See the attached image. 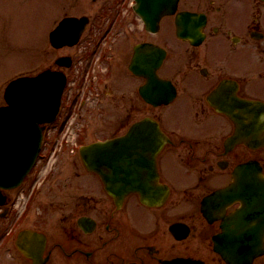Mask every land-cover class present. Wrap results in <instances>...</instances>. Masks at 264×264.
<instances>
[{
	"label": "flooded vegetation",
	"instance_id": "1",
	"mask_svg": "<svg viewBox=\"0 0 264 264\" xmlns=\"http://www.w3.org/2000/svg\"><path fill=\"white\" fill-rule=\"evenodd\" d=\"M117 1L109 0L108 15L94 16L88 26L83 40L90 42L91 57L77 86L84 89V95L91 93L97 115L109 120L115 134L126 132L147 115L162 124L171 138L157 157L160 181L170 188L168 198L162 206L151 207L134 194L118 208L92 182L71 183L62 173L70 156L61 151L46 179L41 183L35 175L26 179L24 191H31L22 210L15 206L17 190L8 191V204L0 207V264H35L17 245L23 227L47 236L40 264H186L182 258L227 264L211 238L220 230V221L206 219L201 200L227 184L243 161L256 158L264 169V151L253 152L242 145L227 150L224 119L207 95L220 80L230 77L238 82L239 94L264 99V81L258 85L255 79L264 72L252 57L264 54V0H181V10L205 14L204 40L199 45L187 41L179 45L177 15L164 16L159 30L151 32L143 18L123 11L128 0ZM140 42L160 44L167 50L156 71L175 88V97L167 104L151 105L141 96L139 87L147 78L129 68ZM241 54L250 57L249 65L237 61ZM166 117L171 123H165ZM77 161L70 165L80 176ZM59 176L63 183L56 182ZM36 187L39 192L66 188L73 196L38 199ZM240 204L236 201L228 210ZM177 221L189 227L182 240L170 230ZM251 264H264V253Z\"/></svg>",
	"mask_w": 264,
	"mask_h": 264
},
{
	"label": "water",
	"instance_id": "2",
	"mask_svg": "<svg viewBox=\"0 0 264 264\" xmlns=\"http://www.w3.org/2000/svg\"><path fill=\"white\" fill-rule=\"evenodd\" d=\"M63 79L58 73L42 72L34 77L16 78L7 87L6 98L10 105L0 107V186L17 185L33 165L40 148L42 131L40 123L54 119L64 87ZM241 109H245L243 105ZM244 113L239 116L233 111L231 113L238 123L242 120L239 131L252 143H264V128L260 127L264 124V117L258 116L257 129L252 127L250 135V132L245 130ZM145 126L158 128L155 123ZM145 136L148 137V134ZM123 142L120 138L107 144L101 142L91 146V151L99 155L95 159L98 164L96 169L101 171L106 187L116 197H122L128 190L146 191L153 185L150 182L136 180V176L144 171L143 165L138 164L142 154L139 149L128 151L133 157L134 155L137 157V163L134 164L127 151L122 149ZM107 169L108 172L105 171ZM124 178L129 180H123Z\"/></svg>",
	"mask_w": 264,
	"mask_h": 264
},
{
	"label": "rangeland",
	"instance_id": "3",
	"mask_svg": "<svg viewBox=\"0 0 264 264\" xmlns=\"http://www.w3.org/2000/svg\"><path fill=\"white\" fill-rule=\"evenodd\" d=\"M49 2V12L57 15L60 11L66 12H94L106 4L107 0H99L94 3L87 0L86 3L74 7L75 0H0V94L2 95L4 86L10 77H13L22 71L42 68V64L49 62L43 58L45 43V32L49 22L52 24V18L45 13V2ZM70 2V3H69ZM85 2V0H82ZM68 9H60L63 4ZM76 3V2H75ZM45 13V14H44ZM61 14V15H62ZM56 19V18H55ZM44 37V38H43ZM50 49V57L55 56L58 51ZM47 58V57H46ZM239 57L238 60L239 61ZM240 62V61H239ZM241 63V62H240ZM258 67L260 62L256 61ZM3 96H0V103H3ZM104 120V119H99ZM182 122V118L179 119ZM165 123H171L166 117ZM96 127V125H95ZM95 187L99 184L92 178ZM97 184V185H96ZM63 192H49L51 199H60ZM141 212V211H140ZM139 212V213H140Z\"/></svg>",
	"mask_w": 264,
	"mask_h": 264
}]
</instances>
